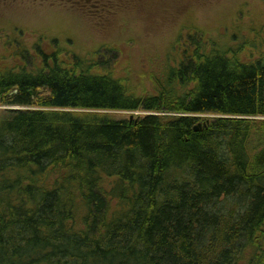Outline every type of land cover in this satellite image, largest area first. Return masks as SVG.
<instances>
[{
    "label": "trees",
    "instance_id": "trees-1",
    "mask_svg": "<svg viewBox=\"0 0 264 264\" xmlns=\"http://www.w3.org/2000/svg\"><path fill=\"white\" fill-rule=\"evenodd\" d=\"M189 36L148 76L0 74V105L156 114L0 117V264H264V39Z\"/></svg>",
    "mask_w": 264,
    "mask_h": 264
},
{
    "label": "rangeland",
    "instance_id": "rangeland-1",
    "mask_svg": "<svg viewBox=\"0 0 264 264\" xmlns=\"http://www.w3.org/2000/svg\"><path fill=\"white\" fill-rule=\"evenodd\" d=\"M154 12V4L162 7L161 15L154 17L153 22L144 20L139 4L129 12L122 10L115 17L107 18L105 26L91 21L83 15V20L72 17H57L54 14H44L35 17V25L45 30L54 27L62 34H56L61 40L60 44H51L45 41V49L49 46H59L67 51L65 57L56 58H17L0 53V74L13 71L28 74H37L47 68H52L53 63L62 64L70 68L74 65L89 67L91 74H97L103 67L118 75L127 69L131 74L136 72L148 76L163 64L159 58L158 50L171 51L174 44L185 40L189 42V34L194 40L201 42L219 41L223 48L231 46L238 49L242 46V56L254 57L259 55L260 42L264 39V0H149ZM246 2L251 3L246 8ZM194 5V6H193ZM190 8L191 10L187 9ZM63 13V12H62ZM68 14V13H67ZM104 23V21H103ZM192 27V28H190ZM181 35V40L176 41ZM64 36V38H60ZM38 42V41H34ZM9 45L0 43V50H5ZM51 50V49H48ZM112 56L108 55V52ZM102 52V53H101ZM162 62V63H161ZM48 66V67H47ZM103 66V67H102ZM79 71V70H78ZM159 74V73H158ZM115 76V77H116ZM139 79L134 77V82ZM146 88L150 82L143 80ZM14 91L13 94H15ZM33 96V92H31ZM13 110H42L46 112L69 113L74 115H88L100 119L113 121H134L143 119L148 115H156L144 111H113V110H81V109H40L36 107H10L0 105V117ZM203 120L216 118L199 116Z\"/></svg>",
    "mask_w": 264,
    "mask_h": 264
},
{
    "label": "flooded vegetation",
    "instance_id": "flooded-vegetation-1",
    "mask_svg": "<svg viewBox=\"0 0 264 264\" xmlns=\"http://www.w3.org/2000/svg\"><path fill=\"white\" fill-rule=\"evenodd\" d=\"M144 1L147 3L140 8L145 15L143 19L153 22L154 17L161 15L162 7L154 4L155 13H151L153 10L151 11L152 5L148 4L149 0H0V43L9 45L7 49L0 50V53L17 58L65 57L67 51L59 46L54 48L49 46L47 49L44 47L45 41L60 44L61 40L56 34H62L60 31L62 29L50 27L45 30L36 26L34 24L36 15L51 13L59 17L61 14L65 18L73 15L81 20L84 15L98 23V26H105V21L110 16L115 17L124 9L132 12ZM250 4L246 2L242 7L246 8ZM107 52L112 56L110 51Z\"/></svg>",
    "mask_w": 264,
    "mask_h": 264
},
{
    "label": "water",
    "instance_id": "water-1",
    "mask_svg": "<svg viewBox=\"0 0 264 264\" xmlns=\"http://www.w3.org/2000/svg\"><path fill=\"white\" fill-rule=\"evenodd\" d=\"M15 94H16V92H15ZM30 95H31V93H30ZM209 124H210V121H209V120H208L206 123H201V124H199L197 127H195L194 131H195L196 133H198V132H202V130H203L204 128H207Z\"/></svg>",
    "mask_w": 264,
    "mask_h": 264
}]
</instances>
